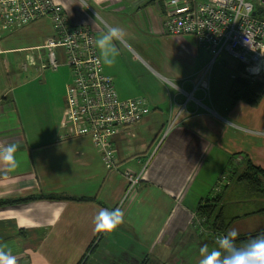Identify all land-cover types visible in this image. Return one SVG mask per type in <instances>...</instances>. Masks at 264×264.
Masks as SVG:
<instances>
[{"label":"crops","instance_id":"0c3cea01","mask_svg":"<svg viewBox=\"0 0 264 264\" xmlns=\"http://www.w3.org/2000/svg\"><path fill=\"white\" fill-rule=\"evenodd\" d=\"M52 1L72 25L90 29L99 57L96 40L105 25L124 30L116 63L108 67L101 60L103 71L120 99L144 97L150 112L114 134L117 168L107 171L92 141L62 126L69 83L57 103L51 91L41 88L45 70L36 63L42 75L21 84L20 89L27 86L22 94L15 93L14 55L25 58L27 51L21 50L33 51L53 36L50 22L0 33V147L17 143L20 162L14 172L0 163V200L40 195L89 200L2 207L0 244L11 248L17 264H198L203 247L218 246L192 225L199 202L213 196L227 167L240 173L250 160L264 171V98L256 107L241 101L231 105L229 90L242 78L240 66L239 76L223 79L213 72L217 59L209 62L211 55L193 36L164 34L159 0ZM123 61L135 70L132 83L121 76ZM211 64L203 78L207 90L195 88ZM257 81L264 82V75ZM125 172L141 173L128 195ZM253 206L233 197L227 210L237 216ZM117 207L123 224L111 235L97 233L98 211ZM262 228L264 215L249 216L233 222L228 232L242 235Z\"/></svg>","mask_w":264,"mask_h":264},{"label":"built area","instance_id":"2783aa9c","mask_svg":"<svg viewBox=\"0 0 264 264\" xmlns=\"http://www.w3.org/2000/svg\"><path fill=\"white\" fill-rule=\"evenodd\" d=\"M164 8L163 33L167 36H193L200 49L212 56L228 54L242 68V78L254 82L264 75V0H159ZM47 19L53 36L36 52L24 58L21 71L39 65V70L68 67L71 81L66 87L62 126H69L75 137L89 138L100 152L107 171H116L111 138L121 128L141 122L150 112L144 97L120 99L113 79L106 75L88 27L72 25L65 12L52 0H0V33L11 32ZM60 52L62 54H60ZM195 88L207 90L203 78ZM140 175L124 173L125 194L138 185ZM225 181L220 176L213 192L219 193ZM199 234H211L205 219L192 215ZM221 237V236H219ZM218 237L215 238L217 242Z\"/></svg>","mask_w":264,"mask_h":264},{"label":"trees","instance_id":"16d2710c","mask_svg":"<svg viewBox=\"0 0 264 264\" xmlns=\"http://www.w3.org/2000/svg\"><path fill=\"white\" fill-rule=\"evenodd\" d=\"M240 71H242L241 67ZM229 98L231 105L241 101L251 107H256L264 98V82H250L249 80L238 77L231 85ZM227 168L222 173L225 176V181L220 187V192H213V196L211 195L202 200V202H199L195 212L198 216L205 219V224L211 231L210 238L213 243L214 237L227 235L232 223L239 218L264 215V171L253 165L250 160L244 161V168L240 173L233 172L234 170L230 172L229 167ZM217 181L215 184H217ZM224 194H227L226 197ZM233 197L243 202L252 201L254 206L251 209L253 210L242 215L231 216L228 213L227 204ZM36 200L89 201L84 198L74 199L70 197L40 195L25 199L0 200V208ZM261 235H264V228L251 233L237 235L234 243L239 247L247 243L250 239Z\"/></svg>","mask_w":264,"mask_h":264},{"label":"clouds","instance_id":"9594fccd","mask_svg":"<svg viewBox=\"0 0 264 264\" xmlns=\"http://www.w3.org/2000/svg\"><path fill=\"white\" fill-rule=\"evenodd\" d=\"M125 39L126 33L122 28L105 25V30L96 40L99 59L104 65L111 67L116 63L120 55L118 45ZM18 151L17 143L0 147V163L6 166L8 172H14L20 166L16 155ZM93 222L97 233L111 235L123 224L124 217L118 207L112 210L101 208ZM236 236L237 232L232 230L218 237L216 248L209 251L207 246L203 247L198 264H264V235L252 238L239 247L234 243ZM0 264H17L16 256L6 244H0Z\"/></svg>","mask_w":264,"mask_h":264},{"label":"rangeland","instance_id":"374dc122","mask_svg":"<svg viewBox=\"0 0 264 264\" xmlns=\"http://www.w3.org/2000/svg\"><path fill=\"white\" fill-rule=\"evenodd\" d=\"M13 31H15V30H13ZM22 41H24V38L22 39ZM36 48H33L34 49L33 51H31V49H29V50L24 49L21 51H27L28 53L26 52V54L28 56V55L32 54V52H36ZM24 56H25L24 53H21V55L15 54L13 65H12L14 73H15V79H16L13 82L14 89L19 88L17 91H15V93H17V94H22L25 90H27V86H22L23 88L20 89L21 84L23 85L24 83H27L28 81H32V80H34V78H38L39 76L42 75L40 72L36 71L34 69V67H30L27 70V72L21 71L20 67H21V63L24 61ZM210 60H213L212 56L209 57V62H210ZM63 62H64L63 60H59V63H63ZM215 62H216V65H215L214 69L212 68V64L209 66V69H211V71L213 69V72H220V76L223 79H229L230 75L239 76V72L236 69L237 62L233 58H231L228 54L222 53L220 55V57ZM209 69H208V73L209 72L211 73V71ZM134 71H135L134 68L130 64L123 61L122 69H121V76L124 80L127 79L130 83H132V78H134ZM43 74H45L44 78L46 79V82H45V84L41 85V88L44 90L47 89V90L51 91V93H49V94L52 95L53 99L56 96V100L58 103L60 100V97L62 95L63 87H65L68 83H70V80H71V74H70L68 67L65 65H60L57 70H55V71L45 70V71H43ZM41 82H43V78H41ZM33 85H36V84H33ZM33 85H31V87ZM36 92H37V90H36ZM44 93H46V91ZM206 227L208 228L207 225H206ZM201 235L207 236L210 234L206 233V234H201ZM216 237H219V236H216ZM213 239H214V243L217 244V242H215V237Z\"/></svg>","mask_w":264,"mask_h":264}]
</instances>
